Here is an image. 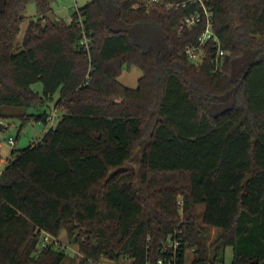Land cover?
<instances>
[{
    "label": "trees",
    "instance_id": "obj_1",
    "mask_svg": "<svg viewBox=\"0 0 264 264\" xmlns=\"http://www.w3.org/2000/svg\"><path fill=\"white\" fill-rule=\"evenodd\" d=\"M31 1L51 12L53 0H0V120L19 109L47 124L55 96L63 114L0 174V264H62L41 231H64L79 264H184L188 250L193 264H223L227 247L230 264H264V0H204L221 73L211 42L199 65L183 54L204 30L179 29L194 5L88 0L68 25L30 22L17 46ZM124 67L141 72L135 89L118 82Z\"/></svg>",
    "mask_w": 264,
    "mask_h": 264
},
{
    "label": "rangeland",
    "instance_id": "obj_2",
    "mask_svg": "<svg viewBox=\"0 0 264 264\" xmlns=\"http://www.w3.org/2000/svg\"><path fill=\"white\" fill-rule=\"evenodd\" d=\"M88 0H53L50 3L51 12L53 13V16L57 22H64L68 25V23L71 20L72 13L77 10L78 8L83 7ZM30 22L38 23L43 22L46 23L47 20L44 19V16H41L37 12L36 4L31 1L26 5V9L24 12V20L22 21L20 25V31L16 38V44L17 46H20V44L23 41L25 31L27 27L29 26ZM141 76V72L134 68H126L124 67L121 73V80L124 82V84L127 87H132L136 85L137 82V76ZM32 91L41 93L42 87L40 83H35L31 86ZM56 97H54V101L47 104L44 109L48 113H52V111H56L57 117H61L63 112H61L60 109L56 107ZM15 111V110H14ZM16 116L6 117L2 120H0V126H2V129H0V174L2 170L6 167V165L14 159L15 156H12V151H22L32 144L37 143L39 140L43 138V136L48 132L49 129V123L43 124L42 122H37L34 119H30L27 121L21 120L17 114L20 113L19 109H16V112H14ZM11 113V114H14ZM27 114H36V110L29 109L27 111ZM10 140H13L14 145L10 144ZM138 149V148H137ZM137 152V151H136ZM127 168H135V163H128L126 165ZM181 200L179 199L178 202V212L180 217L181 215ZM203 207L199 206L197 209V213L202 212ZM199 225V228H202L200 221L197 222ZM207 234H206V246L208 248V253L211 255L212 249H210V246L212 245V242L215 240V238L218 236V230L215 228H208ZM62 231V238L59 239V237L56 239L57 244L59 246V250H62L66 254V259L63 261L62 264H79L81 260V255L78 254V246L76 244L71 243L68 239L65 233ZM181 234V231L174 228L171 235L175 234ZM169 245V244H167ZM193 252L191 250L186 251L185 253V263L184 264H193ZM232 259V249L230 247H227L225 249V255H224V263L223 264H230ZM100 264H133L131 260L129 259H123L120 261H110L108 259H102Z\"/></svg>",
    "mask_w": 264,
    "mask_h": 264
},
{
    "label": "built area",
    "instance_id": "obj_3",
    "mask_svg": "<svg viewBox=\"0 0 264 264\" xmlns=\"http://www.w3.org/2000/svg\"><path fill=\"white\" fill-rule=\"evenodd\" d=\"M165 0H137L136 6H142L146 10L151 8H160L164 7L166 10H170L172 8H177L179 6H184L185 4L194 5L196 6L195 12L188 18L183 19L180 22L179 29H192L199 24H204V30L202 35H200L197 39V43L193 46H188L183 50V54L186 56L188 61L192 64L199 65L202 63L204 55H205V48L207 43H212V48L214 49V54L211 60L212 66V73H221L223 70L224 60L226 58V51L221 48L220 42L217 36L213 32L212 26V13L211 10L206 6L204 0H185L182 3H165ZM135 6V7H136ZM89 39L87 37H83L80 45L83 47L84 50H88ZM57 111V110H56ZM56 111H52L49 113L46 121L49 123V129H53L59 117L56 115ZM62 112V111H61ZM48 129V130H49ZM10 144L14 145L13 140H10ZM176 235V234H175ZM39 247L46 248L48 246H53L54 248H59L56 239L51 237L49 234L41 231L39 233ZM179 243L173 242L168 246H163V249L166 250L167 248H171L173 250L176 249ZM174 259V255H172V260ZM100 264V263H99ZM157 264H175L171 261L164 262L163 260L158 261Z\"/></svg>",
    "mask_w": 264,
    "mask_h": 264
},
{
    "label": "crops",
    "instance_id": "obj_4",
    "mask_svg": "<svg viewBox=\"0 0 264 264\" xmlns=\"http://www.w3.org/2000/svg\"><path fill=\"white\" fill-rule=\"evenodd\" d=\"M140 77L141 76H137V82H138V80L140 79ZM118 82L120 83V84H122L123 86H125V87H127L125 84H124V82H122V80H121V75L118 77ZM137 82H136V85L135 86H132V87H127V88H130V89H135L136 87H137ZM62 233V232H61ZM60 233V235H59V239H61L62 238V234ZM63 233H65V232H63Z\"/></svg>",
    "mask_w": 264,
    "mask_h": 264
},
{
    "label": "water",
    "instance_id": "obj_5",
    "mask_svg": "<svg viewBox=\"0 0 264 264\" xmlns=\"http://www.w3.org/2000/svg\"><path fill=\"white\" fill-rule=\"evenodd\" d=\"M45 20L50 21V22H54L55 18L53 16L52 12H49L47 14L44 15ZM0 129H2V126H0Z\"/></svg>",
    "mask_w": 264,
    "mask_h": 264
}]
</instances>
